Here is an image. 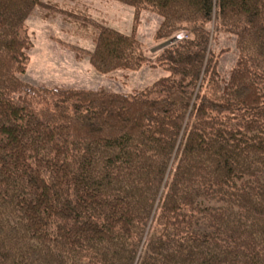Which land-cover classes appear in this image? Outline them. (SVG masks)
<instances>
[{
	"label": "trees",
	"instance_id": "1",
	"mask_svg": "<svg viewBox=\"0 0 264 264\" xmlns=\"http://www.w3.org/2000/svg\"><path fill=\"white\" fill-rule=\"evenodd\" d=\"M111 1L128 33L79 0H0V264H264V0ZM36 7L91 39L73 50L102 75H167L127 93L22 81ZM141 10L157 43L184 36L147 56ZM216 31L237 51L224 74Z\"/></svg>",
	"mask_w": 264,
	"mask_h": 264
},
{
	"label": "rangeland",
	"instance_id": "2",
	"mask_svg": "<svg viewBox=\"0 0 264 264\" xmlns=\"http://www.w3.org/2000/svg\"><path fill=\"white\" fill-rule=\"evenodd\" d=\"M79 2H84L90 7V13L94 18L103 19L108 25L124 33L130 31L133 19L131 7L111 0ZM139 21L138 40L147 56L154 55L164 46L184 36L179 32L174 37L157 43L153 35L161 18L149 10H141ZM25 25L32 46L28 51L29 60L25 72L20 79L33 86L102 89L127 93L167 75L162 67L145 64L138 70H120L113 72L110 77L104 76L91 68L88 58L76 59L74 46L91 50L93 43L90 38L72 34V26L61 15L43 19L42 10L36 7L27 17ZM217 32L214 33L216 39L210 43V48L216 56L217 70L224 74L235 63L237 51L233 36Z\"/></svg>",
	"mask_w": 264,
	"mask_h": 264
}]
</instances>
